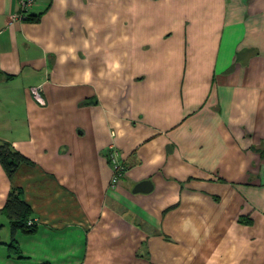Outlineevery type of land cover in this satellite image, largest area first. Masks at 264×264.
Returning <instances> with one entry per match:
<instances>
[{"label":"crops","instance_id":"0c3cea01","mask_svg":"<svg viewBox=\"0 0 264 264\" xmlns=\"http://www.w3.org/2000/svg\"><path fill=\"white\" fill-rule=\"evenodd\" d=\"M0 141V264H264V0H0Z\"/></svg>","mask_w":264,"mask_h":264},{"label":"trees","instance_id":"16d2710c","mask_svg":"<svg viewBox=\"0 0 264 264\" xmlns=\"http://www.w3.org/2000/svg\"><path fill=\"white\" fill-rule=\"evenodd\" d=\"M0 162L6 170L8 176H12L20 164L30 162V159L16 150L8 141H0ZM0 214L4 215L10 222L12 231V242L9 244L10 250L13 252L17 249L15 234L18 230L32 232L34 225L29 226L28 220L31 218L32 209L24 197V193L20 188H12L9 192L4 206L0 210Z\"/></svg>","mask_w":264,"mask_h":264},{"label":"built area","instance_id":"2783aa9c","mask_svg":"<svg viewBox=\"0 0 264 264\" xmlns=\"http://www.w3.org/2000/svg\"><path fill=\"white\" fill-rule=\"evenodd\" d=\"M36 3V0H21V5L23 9H28L31 6H33ZM32 93L34 98L40 102V103H44V97L42 95V89L41 87L35 86L32 88ZM111 161H112V166L114 169V174H113V178L111 180V185L115 186L119 180L121 179L123 173H124V168L125 166L119 161L117 160L114 156L111 157ZM35 224V219L34 218H30L28 220V225L29 226H33Z\"/></svg>","mask_w":264,"mask_h":264},{"label":"water","instance_id":"95a60500","mask_svg":"<svg viewBox=\"0 0 264 264\" xmlns=\"http://www.w3.org/2000/svg\"><path fill=\"white\" fill-rule=\"evenodd\" d=\"M140 185H141V184H140ZM139 188H140V186L138 185V186L135 188V190H136V189L138 190Z\"/></svg>","mask_w":264,"mask_h":264}]
</instances>
